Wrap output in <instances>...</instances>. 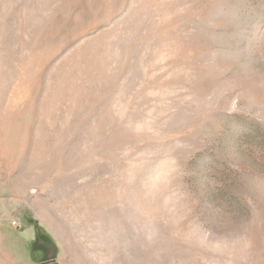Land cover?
Listing matches in <instances>:
<instances>
[{
    "label": "rangeland",
    "instance_id": "rangeland-1",
    "mask_svg": "<svg viewBox=\"0 0 264 264\" xmlns=\"http://www.w3.org/2000/svg\"><path fill=\"white\" fill-rule=\"evenodd\" d=\"M0 264H264V0H0Z\"/></svg>",
    "mask_w": 264,
    "mask_h": 264
}]
</instances>
